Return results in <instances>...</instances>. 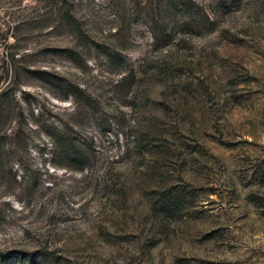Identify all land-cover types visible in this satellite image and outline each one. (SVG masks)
I'll return each mask as SVG.
<instances>
[{
    "label": "rangeland",
    "instance_id": "obj_1",
    "mask_svg": "<svg viewBox=\"0 0 264 264\" xmlns=\"http://www.w3.org/2000/svg\"><path fill=\"white\" fill-rule=\"evenodd\" d=\"M65 1L75 33L39 0H0V93L20 136L0 168L4 264H264V0H175L193 16ZM63 123L94 142L89 172L51 164ZM162 194L179 206L162 212Z\"/></svg>",
    "mask_w": 264,
    "mask_h": 264
},
{
    "label": "trees",
    "instance_id": "obj_2",
    "mask_svg": "<svg viewBox=\"0 0 264 264\" xmlns=\"http://www.w3.org/2000/svg\"><path fill=\"white\" fill-rule=\"evenodd\" d=\"M42 2L45 6V8H49V11L45 13V22H49L52 20L54 13L57 18V22L60 23L62 21V26H65L67 30L75 33L77 32V29L72 22V20L68 17V14L66 12V1L65 0H39ZM169 4L166 8L178 10L179 8H184V13L190 14V16H193L195 14V9L191 5H187V2L184 1V3L176 2L175 0H168ZM61 26V25H60ZM59 29V27H58ZM48 52H54L55 54L64 55V56H70L74 57V51L71 49H53V51ZM115 52V51H114ZM110 58L113 60H120L121 55L120 53H113L110 54ZM15 58V57H14ZM14 60V59H13ZM120 66H123L124 61H118L116 63ZM17 69H18V61H17ZM44 76L52 75L49 72H42ZM63 83H61V88H64L65 91H67V99L68 97L76 98L77 100H82L85 104V106L91 108L93 111L98 106V102H93L85 99L81 94L82 91L76 86H73L72 83L67 82L64 78H59L58 76H55ZM127 81V77H122V80L118 82L117 86H121L122 83ZM7 88L3 89L0 93V168L4 169L7 165L14 162L16 158V150L18 147V142L20 141V136H18L17 133H13L10 124L13 114V109L10 107V104L7 100L8 97V91ZM79 126V125H78ZM74 128L70 127L69 124L63 123L60 127L54 128L52 133L49 135L51 142V164L53 167L57 169L67 170L70 172H76L78 174H84L86 172H89L90 168L95 165L96 162V156L91 154V147L93 146L94 142H92V145H88V143L82 139L81 135L78 132H74ZM74 133V134H73ZM138 148L141 150V153H145V147L140 142L138 144ZM105 191L108 193V195L115 197V196H121L119 198L126 197L125 189L123 188H116L114 186H108ZM168 196V197H167ZM179 199L177 195L168 194V195H161L159 198L158 206L160 205V209L162 212H172L173 207H178L180 204V201H177ZM40 253V252H38ZM42 253H47V250L42 251ZM7 253H4L0 250V264L6 263L9 258L6 257ZM33 259L36 257V253H33L32 255Z\"/></svg>",
    "mask_w": 264,
    "mask_h": 264
}]
</instances>
